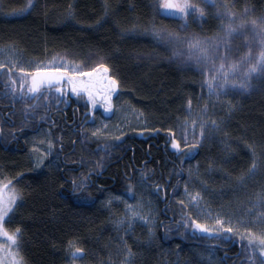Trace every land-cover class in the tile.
Here are the masks:
<instances>
[{"label":"trees","instance_id":"1","mask_svg":"<svg viewBox=\"0 0 264 264\" xmlns=\"http://www.w3.org/2000/svg\"><path fill=\"white\" fill-rule=\"evenodd\" d=\"M228 1L237 11L247 9L250 17H264V0ZM26 2L0 0V48L11 47L25 59L65 52L86 66L104 63L119 81L118 100L140 111L147 123L139 134L90 140L77 130L76 112H55L54 123L48 124L54 148L37 168L27 146L29 132L13 123L19 101L10 97L11 79L6 68L0 69V118L7 126L5 132L0 128V179H12L23 197L8 227L22 231L20 251L26 264H70L71 245L85 250L80 264H122L128 249L130 264H237L234 256L240 248L230 245L231 234L210 236L196 230L191 208L180 204L181 190L188 181L211 209L228 207L233 187L248 177L254 161L256 177L264 184V81L247 94L233 96L226 107L215 108L218 128L212 127L190 156L177 154L170 131L175 132V119L188 109V100L191 105L200 101L201 85L193 69L139 61L146 48L127 33L139 25L140 16L150 13L148 1L35 0V8L8 15ZM187 17L188 29L210 32L214 27L207 14ZM164 18L167 25L177 26L175 18ZM14 127L21 129L17 144L11 139ZM87 173L92 197L85 203L72 195L70 180ZM130 184L135 194L143 190L141 184L146 186L144 195L152 199L157 212L152 232L140 223L121 232L112 222L122 207L104 200L108 194L132 198L127 194ZM241 243L264 261L258 248Z\"/></svg>","mask_w":264,"mask_h":264},{"label":"rangeland","instance_id":"2","mask_svg":"<svg viewBox=\"0 0 264 264\" xmlns=\"http://www.w3.org/2000/svg\"><path fill=\"white\" fill-rule=\"evenodd\" d=\"M35 1V0H34ZM122 1V0H117ZM149 5V10L146 16L144 15L143 19L139 18V25L132 26L128 31L127 35H131L134 37H138L141 45H143L146 49L145 53H140L137 57H139V61L144 63H163V64H173L178 69H193L198 74V79L200 83V92L198 94V98L200 101L191 105V110L188 109L184 112L182 116L176 118V122L174 124L176 139L181 141V145H184L183 140L181 139V126L184 121H189V133L191 131V122H196V132L199 133V125L200 122L207 121V125L205 128L204 139L205 136L209 133L212 128L211 121H213L215 108L220 105L228 103L231 98L235 95H244L248 92L253 91L258 87V85L262 84L264 81V74H252L251 77L247 80L246 87L243 89L232 88L231 85L227 86L224 90L226 94L221 93L220 95H210L209 87L206 81L211 80L214 75L211 72H208L204 65H197L195 59H189L190 50L188 48V41L199 38L200 40L206 39H215L217 37L223 38L226 33L227 26L232 24L233 27H237L241 21L245 22V26L243 28H237V31L233 33L231 37H229V43L227 48V56L224 59L225 64L231 62L239 63L241 58L246 56L247 54H251L252 61L255 62V59L259 56L260 52L264 50L260 42V37L256 35V32L259 31L258 28H254L251 21L256 20L257 24L264 21V17H250L244 12L237 11L232 4L228 0H189V2L203 9V13L211 16L214 22V27L210 32H199L196 30L188 29L184 27L185 22H187L188 17L183 18L180 14L173 12L164 7L166 0H147ZM28 4V0L24 9ZM19 10H13L8 13L9 16H18L24 14L26 12H21ZM234 14V15H230ZM176 18L177 26L171 27L167 25L163 16ZM192 14V13H190ZM162 21L165 23H162ZM164 30L165 32H172L181 37L180 41L169 42L167 40H162L153 35V30ZM225 49L223 46L220 48V52L216 57V64L219 65L221 63V57L224 55ZM195 55L194 53L192 54ZM53 58H64L70 63H74L77 65L83 64L76 60L73 56L65 53V52H55L49 57L45 59H25L22 57L20 53H18L15 49L11 47H2L0 48V62H4L8 64L10 60H16L19 62V66L23 67L25 71H34L35 68L41 64H49ZM59 59H57V63H59ZM98 64L95 63L93 65H89L84 67L85 71L90 70L92 67ZM248 64H242L239 70L236 72L235 76L230 77L231 80H235L239 83L243 79V74L247 70ZM7 69V68H6ZM4 73L5 70H3ZM9 74V73H8ZM19 68H13V72L9 77L11 80L15 79L19 83L20 78ZM17 83V84H18ZM213 85H218L222 83L221 79L212 80ZM16 84V85H17ZM19 89V84L16 86ZM67 87V86H66ZM219 90V89H217ZM117 93L113 96V105L116 109L114 113H105L102 107L103 101L100 100V97L97 96V106L94 110L95 119H91V122L86 124L84 127L85 136L87 139H108L112 137H119L121 134L126 132H138L139 129L147 126L146 120L144 119L142 113L136 111L134 109L129 108L128 104L121 102L120 99L117 98ZM10 97L13 100L19 101V112H17L18 116L15 117L14 124L17 123L19 126L21 125L24 128H31L32 132L29 133L28 138H26L27 146L30 150V154L33 157L34 164L36 163L35 157L38 153L33 152V148H39L41 151H44L47 147L46 144H39L40 140L48 139V128L43 127L40 130H34L36 127V121L44 117L43 120L49 121L46 119V115L43 114V108L48 105L52 108L55 106L56 93L53 92L52 96L48 101L43 99L39 101L29 100L28 103H36L40 106L36 108L35 112H29L26 116L25 114V104L18 98L13 97V94L10 90ZM19 91H17L16 96L18 97ZM88 97L86 94H83ZM75 96V95H74ZM78 97V96H75ZM12 100V99H11ZM228 105V104H227ZM92 107V106H91ZM43 114V115H42ZM42 115V116H41ZM7 124V123H6ZM103 124H107V129H103ZM5 126V127H4ZM6 125L2 124V118H0V128L1 131L5 132ZM97 128H101V134L99 137H93L91 134ZM14 138V137H12ZM11 138V139H12ZM198 138V135H197ZM189 140H192L191 135L189 134ZM53 151V150H52ZM56 161V159H54ZM258 165V164H257ZM259 173L257 167L255 174H250L248 177L244 178L243 183H239V181L234 180L236 183L232 189V203L228 207H220L219 210H214L208 207L207 203L201 199L198 205H194L189 196L185 193V188L187 187V191L189 194H195L199 192L195 188H190V183L188 181H184V185H182L181 190V199L191 208L193 215L196 217V220L201 223H207L210 227H215L214 218L216 216H220L224 218L226 221H231L232 226H237V221H244V226L240 227L239 230L241 234L244 233V228L251 229L253 232L259 234L264 232V203L260 202L261 196H264V184L261 185L258 181L257 174ZM247 182L249 183V187H247ZM188 183V184H187ZM233 183V184H234ZM139 185V179H138ZM143 190H137V193L132 198H126L122 195H112L108 194L105 203L109 204L108 201L111 197L119 196L120 200H112L111 203H116L119 207H122V214L113 219V224L115 228L121 232H126L130 228H132L135 224L144 225L150 232L153 231V228L156 225L157 221V212L154 209L152 199L148 195H144V191L146 190V186H143ZM143 192V193H142ZM200 193V192H199ZM201 195V193H200ZM202 197V196H201ZM129 206H131L135 211L139 212L140 215L148 218L149 222L145 223L140 219H133L131 212L129 211ZM251 211V215L249 212ZM228 223L225 224V227H228ZM225 233L224 231H220L218 234ZM231 234V240L229 242H234L239 245V253L241 254V258L244 261L239 259V264H261L262 260H257L255 253H252L244 244H242L239 236L234 233ZM243 241H247V237ZM229 245V244H228ZM71 252V246H69ZM70 254V253H69ZM239 254V257H240ZM264 257V256H263ZM237 263V264H238ZM71 264V259H70ZM80 264V263H79ZM122 264H128V260H125Z\"/></svg>","mask_w":264,"mask_h":264},{"label":"snow or ice","instance_id":"3","mask_svg":"<svg viewBox=\"0 0 264 264\" xmlns=\"http://www.w3.org/2000/svg\"><path fill=\"white\" fill-rule=\"evenodd\" d=\"M36 7L34 0H28V4L24 9H21V12H26L29 9ZM164 7L173 12V14H180L183 18H187L190 13H198L201 17L203 16V9H200L192 5L189 0H166ZM248 10L245 9L247 14ZM230 15H234L229 13ZM254 28H258L259 31L256 32V35L260 37V42L262 47H264V21L257 24L256 20L251 21ZM245 22L241 23L237 27H233L232 24H229L226 29L225 36L223 38L217 37L215 39H206L200 40L199 38L188 41V48L190 50L189 59H195L197 65H204L208 72L213 73L211 80L206 81L209 87L210 95H220L221 93L226 94L224 91L227 86L231 85L232 88L239 87L243 89L246 87L247 80L251 77L252 74H264V50H262L259 56L255 59V62L252 61L251 54L241 58L239 63L231 62L227 65L224 62V59L227 56V48L229 43V37L237 31V28H243ZM184 27H187L185 22ZM153 35L169 42L180 41L181 37L172 32H165L164 30H153ZM221 46L224 47L225 53L221 57V63L216 64V57L220 52ZM195 54L194 56L192 54ZM59 59V63H57ZM248 64L247 70L243 74V79L237 83L235 80H231L230 77L235 76L236 72L239 70L242 64ZM84 67L86 65L70 63L64 58H53L49 64H41L35 68L34 71H25L23 67L19 66V62L16 60H10L8 64L0 62V69L7 68L8 73L11 75L13 68H19L20 78H19V89H17L16 84L17 80H11V93L13 94L14 99L18 98L25 104V114L35 112L36 108L40 105L36 103L29 104L28 101H39L41 99L48 101L52 96L53 92L57 95L55 99L57 102H61V97H64L70 92L75 96H81L86 94L88 100L93 109V119H95L94 110L97 106V96L100 97V100L103 101L102 107L105 113H114L116 111L113 105V96L117 93L119 88V81L110 75V69L104 64L99 63L96 66L92 67L90 70L85 71ZM221 79L222 83L218 85H213L212 80ZM67 86V88H66ZM219 89V90H217ZM17 91H19L18 97L16 96ZM191 99L188 100V110H191ZM47 107V106H45ZM43 120L44 117H41ZM54 123V122H53ZM207 121H201L199 125V133L196 132V122H191V131L189 133V121L185 120L181 126V139L185 147L190 146L188 152H184L181 147V141L176 139L175 132L170 131L171 136V147L176 151L177 154H182L185 156H190L192 154L191 149L198 147L199 144L204 139L205 128ZM212 127L218 128L216 121H211ZM103 129H107L108 125L103 124ZM84 131V130H82ZM101 128H97L92 132L93 137H99L101 134ZM189 134L192 137V140H189ZM48 139L40 140L39 144H46L47 147L44 151H41L39 148H33V152L38 153L35 157V167H41L44 164V161L52 154L54 148V142L51 139V133L48 134ZM198 135V138H197ZM118 138V137H117ZM87 139V137H86ZM254 152V150H253ZM83 163V160L80 161ZM101 163L97 162L96 167H100ZM256 163L253 162L251 168L249 169L250 174H255L256 172ZM244 178L241 177V183H243ZM72 186V195L76 196L78 199H82L85 203L91 200L92 194L89 189V183L86 177H81L79 179L72 178L70 180ZM86 195H82L85 194ZM185 193L189 196L190 201L194 205H198L199 201L202 199L199 192L195 194H189L187 187L185 188ZM127 194L130 196H135L133 186L130 184L127 189ZM23 199L20 191L15 187L13 180L10 178L0 179V264H26L21 251H20V238L22 236V231L19 227L11 230L8 225L11 222V215L14 213L17 206V202ZM121 197L115 196L111 197L108 201L111 204L112 200H120ZM261 203H264V196H261ZM181 205H184V201H180ZM129 211L131 212L133 219L143 220L145 223H148L149 220L147 217L140 215L139 212L135 211L131 206H129ZM251 211L249 215H251ZM264 215V214H262ZM228 223V227H225V224ZM191 225L198 231L212 235L214 232L219 233L224 231L226 233H234L239 236L241 241L247 237V246L255 250L259 249L260 255L264 256V232L259 234L253 232L251 229L244 228V233L241 234L239 228L244 226V221H237V226L234 227L231 224V221H226L224 218L219 215L214 218L215 227H210L207 223H201L197 220H191ZM187 226V225H186ZM218 238V237H217ZM71 245V242H70ZM70 259L71 264H79L86 255L85 250L79 246L71 245ZM132 253L128 249L129 260ZM261 264H264V261H261Z\"/></svg>","mask_w":264,"mask_h":264},{"label":"flooded vegetation","instance_id":"4","mask_svg":"<svg viewBox=\"0 0 264 264\" xmlns=\"http://www.w3.org/2000/svg\"><path fill=\"white\" fill-rule=\"evenodd\" d=\"M166 16H169V15L167 14ZM74 97L75 96L71 95V93L68 92V96L62 97L61 102H57L56 101L55 102V106L53 108L51 106H48V105H43V106H47V107H44L43 108V110H44L43 114L46 115V119H49V121L47 122V120H42L41 118H39L36 121V125H35L36 127L34 128V130L37 131V130L42 129L43 127L48 128V124H51L53 122L52 121V119H53L52 116H53V114L55 112H59V113H62L63 115H65V110L67 108H70V110L73 113L74 112L77 113V115L75 117V120L77 121L75 123V126L78 128L77 130L79 131L80 136L83 135V134H85V132L82 131V130H84L85 125L89 121H91V117L93 115V109L91 107V104H90L89 100L86 99V96L85 95L82 94L81 96H78V97H75V98ZM11 125H13V123H11ZM26 130L29 133L32 132V129L31 128H27L26 127ZM13 131H14L13 132V137L14 138H12V137L11 138L13 140H15V143L17 144V139H18L17 137H19L18 135H20L19 133H20L21 129L18 128V127L17 128L14 127L13 128ZM75 142H76V138L74 139L73 144ZM73 147H74V145H73ZM62 159H63V155H62ZM74 160L76 161V159H73V161ZM66 162H68V161L66 160ZM77 162H79V161H77ZM78 168L79 167H77V169ZM84 177H86L87 180H89V173H87Z\"/></svg>","mask_w":264,"mask_h":264},{"label":"bare ground","instance_id":"5","mask_svg":"<svg viewBox=\"0 0 264 264\" xmlns=\"http://www.w3.org/2000/svg\"><path fill=\"white\" fill-rule=\"evenodd\" d=\"M82 110H83V109H82ZM134 133L139 134V131H138V132H134ZM11 135H12V134H11ZM87 137H88V136H87ZM83 143H84V142H83ZM88 143H89V142H88ZM75 144H76V143H75ZM107 151H108V150H107ZM90 154H91V153H90ZM57 158H58V157H57ZM59 161H60V160H59ZM55 163H56V162H55ZM58 164H59V163H58ZM92 171H94V170H92ZM233 243H234V242H232L230 245H232ZM238 253H239V252H238ZM236 255H237V256H234V257L237 258V259L235 258V260H237V262L239 261V259H240L241 261H244L243 258H241L242 256L239 257V254H236ZM233 264H234V263H233ZM238 264H239V263H238Z\"/></svg>","mask_w":264,"mask_h":264}]
</instances>
